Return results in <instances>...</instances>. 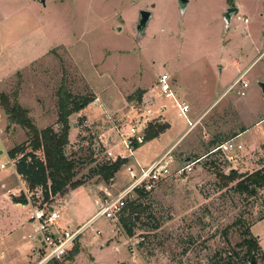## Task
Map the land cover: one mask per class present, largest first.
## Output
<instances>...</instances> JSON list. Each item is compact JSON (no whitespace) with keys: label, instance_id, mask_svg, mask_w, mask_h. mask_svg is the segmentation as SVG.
I'll list each match as a JSON object with an SVG mask.
<instances>
[{"label":"rangeland","instance_id":"obj_1","mask_svg":"<svg viewBox=\"0 0 264 264\" xmlns=\"http://www.w3.org/2000/svg\"><path fill=\"white\" fill-rule=\"evenodd\" d=\"M190 1L182 15L178 0H45V6L40 0H0V98L6 95L11 106L18 103L27 109L39 130L57 131L62 89L73 99L93 98L86 112H79L81 116L69 117L70 142L65 148L76 163L75 181L83 186L49 201L41 187L29 189L17 172L24 154L12 157L10 152L25 144L29 133L9 124L0 101V163H8L3 174L8 190H18L17 199H26L27 206L29 202L38 207L54 205L62 214L58 226L76 229L96 215L108 194L116 196L129 185V169L137 170L138 163L135 149L130 151L126 143L133 127L145 138L151 124L161 125L160 118H150L148 111L161 110L157 103L164 97L158 80L169 67L187 76L199 70L211 74L215 65L216 69L226 65L224 75L231 79L236 71L227 65L228 59L248 57V63L257 55L255 41L264 35V0ZM232 3L241 9L228 29L223 19ZM142 10H150L154 17L141 38L137 23ZM246 80L250 87L244 96L238 90L225 95L203 124L184 138L183 146L197 143V138L201 145L198 156L188 159L198 160L192 172L169 177L146 197L134 192L127 198L126 204L141 205L128 223L132 236L122 222L129 215L124 210L116 221L98 220L64 258L51 264H251L243 243L246 228L261 247L255 264H264V189L254 195L239 194L236 183L225 178L231 170L251 174L259 167L244 166L233 151L211 155V142L200 140L247 129L234 146L254 152L264 145V95L258 85L264 82V56ZM170 101L164 99L161 105ZM166 105L163 112L173 128L161 142L143 144L141 151L148 161L189 127L178 109ZM202 111L195 107L188 116ZM215 118L216 129L209 124ZM37 155L43 159L41 152ZM125 157L128 163L109 183L97 175L102 165ZM261 157L250 160L263 163ZM173 160V170L187 162L180 153H174ZM30 227L16 238L0 234V264L40 260L41 244L28 238Z\"/></svg>","mask_w":264,"mask_h":264},{"label":"trees","instance_id":"obj_2","mask_svg":"<svg viewBox=\"0 0 264 264\" xmlns=\"http://www.w3.org/2000/svg\"><path fill=\"white\" fill-rule=\"evenodd\" d=\"M59 117L57 124L60 130L57 131L53 127L39 130L29 117V111L22 108L18 103L10 105L9 98L2 95L0 98L1 107L8 116L9 124H18L26 129L29 133L28 141L13 149L10 154L12 157L17 153L22 152V158L17 165V172L27 182L29 189L34 190L41 187L44 192L46 201L50 197L66 194L69 189L76 190L83 186L80 181H75L76 163L74 160L67 157L65 148L69 145V117L79 113L88 107L93 102V98L83 97L73 99L65 90L59 92ZM166 125H150L143 144L155 140L167 130ZM143 144H136L134 149L140 148ZM27 152V153H26ZM42 153L43 159L38 157V153ZM219 151H212L216 154ZM128 163V159H118L114 163L102 165L97 173L105 183H109L120 171V169ZM226 180L229 183H236L235 191L239 194L254 195L257 189H264V167L251 174L237 173L231 170L227 175ZM140 197H146L148 193L138 191ZM16 203L27 205L26 199H14ZM141 205L136 202L126 204L124 210L129 211L127 218H123L122 222L127 229L129 236L133 235V229L129 228V222L132 221L134 215L139 210ZM123 210V211H124ZM264 217L261 219L263 220ZM260 220V221H261ZM245 234L247 238L244 240V245L248 249L250 259L256 258L261 252L258 237L251 234L250 228H246Z\"/></svg>","mask_w":264,"mask_h":264},{"label":"crops","instance_id":"obj_3","mask_svg":"<svg viewBox=\"0 0 264 264\" xmlns=\"http://www.w3.org/2000/svg\"><path fill=\"white\" fill-rule=\"evenodd\" d=\"M190 3H191V1L189 0V5H188L187 10H186L184 15H186V13L189 9ZM230 7H236L238 9L237 15L239 14L240 9H241V7L239 5H235L232 3L229 5L228 8H230ZM226 10H225V12H226ZM153 17H154V14H153ZM152 19H151V21H152ZM234 20H235V17L233 18L230 27L232 26V23ZM150 22H149V24H150ZM223 23L225 25L224 19H223ZM230 27H229V29H230ZM235 29H237V28L235 27ZM245 30L246 29H243V31H245ZM262 38H263V40L261 39L259 41H255L254 47L256 49L257 55L255 54L256 56L254 58L250 59V61L248 63H245V60L249 59L248 57H246L245 59L244 58L242 59L239 57H235L232 60L228 59L227 65L236 71V74L231 79H228V77H226L224 75L226 65L220 69H216V65H215L214 66L215 70H213L211 74L208 71L199 70V71H192V72L188 73L187 76L180 73L176 68L172 69L171 67H169V70L166 71V73L164 75L169 76L171 81H172V91L175 95V99L179 103H185L189 106L188 114L195 107H197L198 109H203V111L201 113L194 114L193 118H192V114L190 117L187 114V118H188L187 120L188 121L197 123L196 127L193 130H195L199 125H202L203 122L206 120L208 113L211 110H213L214 106L217 105V103L225 95L229 94L227 91H228L230 85L235 81V79L241 73H244V72L246 73V77H247L251 68L262 58V56H264V35ZM164 75H162V76H164ZM208 79H210L212 82L207 81ZM260 83H264V82H260ZM249 87L250 86H248V88ZM247 89H246V91H247ZM164 99H166V98H163V99L161 98L157 103L158 105L161 106V110L150 109L148 112H149V115L152 116L150 118H157V117L160 118V123L162 125H166L168 128L164 133H162L160 135L159 138L152 140L151 142H155L157 140H159L161 142L162 138H164V136L168 132H170L173 128V125L170 122L169 115H167L166 113L164 114V112H163V111H165V105L166 104H164L162 106L161 103L164 101ZM166 106H168L167 108H169L171 106V108L175 107V109H178L176 107V101L173 99ZM87 108H85L84 109L85 111L83 110V112H86ZM76 114L79 116L82 115V113H79V114L76 113ZM178 115H179V110H178ZM209 124H211L213 127H215V125H217L216 124V118L213 122H211ZM76 125L77 124H74V127ZM55 126L57 127L58 124H56ZM215 129H216V127H215ZM55 130H57V129H55ZM193 130H189V127H188V129L186 131L180 133L174 139L169 140L164 145L162 144L163 146L160 147L162 150L151 161H148L147 159H145L143 157L144 154L142 153L141 150L145 144L142 145V147L136 149L133 153V156L137 158L136 163H138L142 167L149 166L169 151H172L173 155H174V153L183 154V156L186 157L187 161H188L189 157L192 155L198 156V152L200 151V146H201L198 138L196 141L197 143H195L191 146H183L182 145L184 138L189 133H192ZM246 130L247 129L243 130L242 132H234L231 136L230 135H226V136L223 135L218 139L210 140V138H208V137H203V138H200V140H201V142H204L203 144H207V140H208V143L211 142L210 143L211 147H214L213 149H217L220 145H222L226 142H229V141H232V144L234 145V141L238 137H240L242 135V133ZM221 132L224 133L225 131H221ZM139 151H140V154L138 156ZM233 153H235V155H239V157L238 156H236V157L240 158L242 164H244V166H246V167L252 166L251 164L259 167V170L264 167V161H263V163L259 162V164H257L255 162V159L250 160L251 157L256 158V157H258V155H261L262 156L261 158L264 160V145L261 146L259 149H257L254 152H245L244 147L240 148L239 146H234ZM0 155H2L1 151H0ZM256 160H257V158H256ZM1 164H3V162H1L0 165ZM5 170L6 169H4L3 171H0V234H3L4 236L9 235V236H12V238H16V234H19V233L21 234L23 232V230L26 229V226H28V227L31 226V224L29 222L30 207L27 205L16 203L14 201V199H17L19 192H18V190H13V189L8 190L7 176L4 177V174H3V172H5ZM242 172H245V171H242ZM78 189H80V188H78ZM78 189H76V190H78ZM76 190H74L73 193ZM73 193H71L69 196L70 201H72V199H73V197H72ZM94 215L91 218H89L86 222L79 225L78 227H81L84 224H86L88 221H90L94 217ZM75 226H77V225H75ZM31 235H32L31 233L28 234L29 239H32Z\"/></svg>","mask_w":264,"mask_h":264},{"label":"built area","instance_id":"obj_4","mask_svg":"<svg viewBox=\"0 0 264 264\" xmlns=\"http://www.w3.org/2000/svg\"><path fill=\"white\" fill-rule=\"evenodd\" d=\"M239 21L248 23V19H243L238 16ZM248 82L246 81V73H241L235 81L230 85L228 93L238 90L240 96L245 95V91L248 88ZM158 89L166 99H173L176 101V106L179 110L181 117L187 118L189 112V106L185 103H179L175 99V95L172 91V81L169 76H161L158 80ZM189 130H193L197 123L190 122ZM131 132L133 135L129 137L127 141V147L130 151L134 149L135 144H143L144 138L138 136L136 128H132ZM234 150L232 141L226 142L220 145L215 151H221L224 154L231 153ZM230 161H234L233 158L229 157ZM198 163V160L187 161L182 167L177 170H173L174 165L172 151L167 152L162 157L157 159L151 165L142 167L137 165V170L129 169V185L116 196L108 194V198L105 199L100 205L99 210L94 217L88 221L85 225L78 227L74 230L65 229L58 226L61 220L62 214L60 210L55 209L54 205H44L38 207L29 202L30 207V218L29 222L32 226L31 238L38 240L41 244L39 250L40 260L36 264H51L55 260L64 258L70 249L74 247L79 238L84 234L88 228L92 226L100 219H106L108 221H116L117 216L124 210L127 198L130 197L134 192L139 190L150 193L153 189L162 181L167 180L169 177L176 175L182 177L193 171L194 166ZM8 166V163L0 165V169L4 170ZM43 193V191H42ZM53 196H51L52 198ZM54 198V197H53ZM30 198H28V201ZM51 200V199H50ZM100 232H97L99 235Z\"/></svg>","mask_w":264,"mask_h":264},{"label":"water","instance_id":"obj_5","mask_svg":"<svg viewBox=\"0 0 264 264\" xmlns=\"http://www.w3.org/2000/svg\"><path fill=\"white\" fill-rule=\"evenodd\" d=\"M40 3H42L43 6H45V0H40ZM178 5L180 11L182 12V15H184L189 5V0H178ZM237 13H238V9L236 7H230L226 10L224 14V22L228 29L231 25L233 18L236 17ZM152 18H153V13L151 11L149 10L140 11L139 21L137 23V31L141 38L146 35V30ZM259 88L261 89V92L264 95V83H259ZM251 264H255L254 257L251 260Z\"/></svg>","mask_w":264,"mask_h":264}]
</instances>
